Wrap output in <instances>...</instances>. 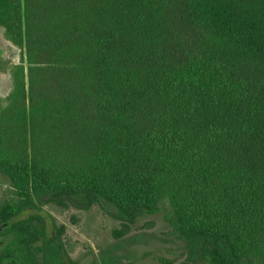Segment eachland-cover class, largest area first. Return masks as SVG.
<instances>
[{"label":"trees","instance_id":"trees-1","mask_svg":"<svg viewBox=\"0 0 264 264\" xmlns=\"http://www.w3.org/2000/svg\"><path fill=\"white\" fill-rule=\"evenodd\" d=\"M0 26V264H75L44 199L116 238L163 210L180 264H264V0H0Z\"/></svg>","mask_w":264,"mask_h":264},{"label":"rangeland","instance_id":"rangeland-1","mask_svg":"<svg viewBox=\"0 0 264 264\" xmlns=\"http://www.w3.org/2000/svg\"><path fill=\"white\" fill-rule=\"evenodd\" d=\"M19 55L20 49L4 36L0 26L1 97L11 86L6 66L17 63ZM10 195L8 179L0 174V203ZM44 200L38 205L49 222L64 226L62 241L75 264H161L162 259L180 264L186 258L185 244L170 232L163 210L138 217L127 234L116 238L112 230L120 227V221L98 203L84 209ZM8 238L0 234V252L12 246Z\"/></svg>","mask_w":264,"mask_h":264}]
</instances>
